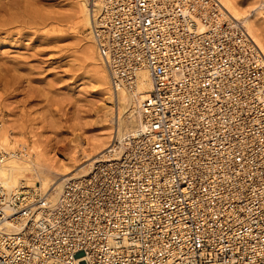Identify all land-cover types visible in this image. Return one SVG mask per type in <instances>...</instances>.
<instances>
[{"label": "built area", "instance_id": "built-area-1", "mask_svg": "<svg viewBox=\"0 0 264 264\" xmlns=\"http://www.w3.org/2000/svg\"><path fill=\"white\" fill-rule=\"evenodd\" d=\"M87 4L141 126L57 202L0 183V264H264L263 51L215 0Z\"/></svg>", "mask_w": 264, "mask_h": 264}, {"label": "rangeland", "instance_id": "rangeland-1", "mask_svg": "<svg viewBox=\"0 0 264 264\" xmlns=\"http://www.w3.org/2000/svg\"><path fill=\"white\" fill-rule=\"evenodd\" d=\"M237 2L257 4L264 29V0ZM0 3V130L9 128L8 144L0 139V145L35 160L75 167L87 158V140L99 132L111 137L114 129L112 123H99L111 118L105 116L110 100L101 89L99 66L88 58L91 46L97 50L90 26L74 0ZM118 138L125 140L120 132ZM72 155L76 161L70 162ZM49 174L52 183L61 181L56 172Z\"/></svg>", "mask_w": 264, "mask_h": 264}, {"label": "bare ground", "instance_id": "bare-ground-1", "mask_svg": "<svg viewBox=\"0 0 264 264\" xmlns=\"http://www.w3.org/2000/svg\"><path fill=\"white\" fill-rule=\"evenodd\" d=\"M74 1V4L78 9L76 11H79V13L83 16V21L85 24L91 27L93 18L91 16L87 0ZM215 1L218 3L222 11L225 12L227 18L232 21H237L244 26L247 33L252 37V39L264 53V29L261 22L257 19V12L260 9L257 4H254L255 6L250 5V7H248L241 5L237 2V0ZM9 13L7 11V14ZM0 17H2V15ZM88 58L92 61V63H94V65L99 66V68L96 69V73L99 74V80L101 81L100 85L102 84L104 86V88L101 89L106 91L107 97L110 100V105L107 110L108 114L105 116L108 115L107 117L111 116V118L105 119L102 117V119L100 118L101 122L99 123L103 124L109 122L114 125L113 132L111 131V137H109L110 135H107V133L101 131L102 133L99 132V134L92 137V139L87 140V145L84 147V152H86L85 156L87 158L83 162H81L79 159L81 163L78 165L76 164L75 167L71 164L55 165L48 161H43L40 159L35 160V158H33L34 155H32V157H25L23 154H16L7 147L2 146L8 156L5 162L0 165V183H3L9 190L39 188L44 192L49 191L52 201L57 202L62 195L65 182L68 179L86 176L92 172V169L95 167L96 163L118 159L121 156L124 150V142L118 141L119 132L122 133L126 139L127 136H129L132 132H135L136 129L141 126L139 99H137L134 94L130 93L123 87L118 89L112 87L110 75L109 72H107L108 69L102 62L98 51L95 48H92V46L90 49H88ZM139 76L140 79L137 92L144 93L151 87L150 78L146 70H141ZM8 129V125H4L0 130V139L5 145L9 142ZM108 138L110 140H108ZM88 150H90L91 155L88 154L89 152L87 153ZM74 156L72 158L73 160L71 159L70 162L74 160L76 161L77 156L75 158ZM86 162L89 163L79 168V170L77 169L80 165ZM90 166L91 168L89 170ZM53 171L60 175V182L52 183L53 179L50 178L49 173Z\"/></svg>", "mask_w": 264, "mask_h": 264}]
</instances>
